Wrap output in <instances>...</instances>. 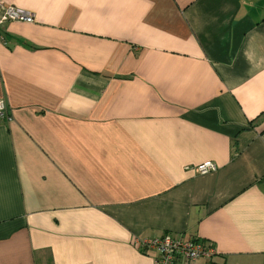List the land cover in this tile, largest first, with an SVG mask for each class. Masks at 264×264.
Here are the masks:
<instances>
[{
	"label": "crops",
	"instance_id": "crops-1",
	"mask_svg": "<svg viewBox=\"0 0 264 264\" xmlns=\"http://www.w3.org/2000/svg\"><path fill=\"white\" fill-rule=\"evenodd\" d=\"M0 4V264H264V0Z\"/></svg>",
	"mask_w": 264,
	"mask_h": 264
},
{
	"label": "built area",
	"instance_id": "built-area-1",
	"mask_svg": "<svg viewBox=\"0 0 264 264\" xmlns=\"http://www.w3.org/2000/svg\"><path fill=\"white\" fill-rule=\"evenodd\" d=\"M10 21L31 23L34 17L30 11L0 4V27ZM0 116H7V104L3 99H0ZM7 118L10 119L8 116ZM216 169V165L211 161H205L195 167V171L199 174H207ZM136 244L142 251L152 250L156 253L154 264H175L177 261L198 259L211 260L216 255V250L211 243L186 236L172 237L164 234L138 239Z\"/></svg>",
	"mask_w": 264,
	"mask_h": 264
}]
</instances>
